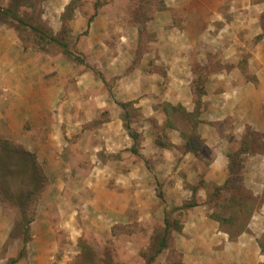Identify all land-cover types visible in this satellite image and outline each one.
Returning <instances> with one entry per match:
<instances>
[{"label": "rangeland", "instance_id": "374dc122", "mask_svg": "<svg viewBox=\"0 0 264 264\" xmlns=\"http://www.w3.org/2000/svg\"><path fill=\"white\" fill-rule=\"evenodd\" d=\"M206 1L68 0L66 3L64 0H20L18 3L17 0H0L1 8L13 9L21 19L18 22L0 14V82L12 76L13 89L15 79H19L23 85L40 83L57 95L55 110L41 114L38 113L40 110L33 111L24 106L31 101L30 97L16 99L8 96L6 91L9 88H0V160L7 156L2 150L7 141L18 150H27L34 155L41 172L37 174L41 178L36 182L30 174L26 175L31 185L41 189L29 199L28 216L37 219L45 214L41 203H45L48 189L57 186L48 175L47 166L56 172L61 164L41 162L33 151V142L42 137L47 139L48 134L69 144L66 147L59 145L61 149H71L67 154L58 153L57 157L58 160L62 158L67 167L68 176L64 180L69 193L66 197L75 208L84 200L80 196L83 186L80 184L87 170L93 168L90 174L95 183L110 180V189L117 187L115 172H119L120 182L130 168L139 174L135 181L136 195L132 199L135 205L140 203L142 207L136 208L133 215L130 210V218L123 223L101 225L95 221L93 225L92 217H85L87 211L79 208L63 211L67 213V221L78 219L79 224L77 230L70 228L65 232L59 229L57 232L63 249L73 247L79 253L73 254L72 264H113L115 260L119 264H148L164 236L166 220L172 226L167 237L168 247L152 264H196L199 259L202 264H244L246 261L248 264H264V133L247 130L246 152L240 156L239 174L234 181V187L240 188L237 195L239 205L232 202L235 188L230 191L228 187L219 195L214 194L216 187L222 188L227 183L229 171L227 180L225 178L220 185L209 179L213 175L210 166L217 152H221L218 149H223L219 147L222 146L220 142L216 144L214 135L220 134L222 126L229 121L217 122L220 127L215 122H208L217 130H211L205 137L199 133V125L207 124L199 96L204 92L201 85L207 83L205 79L209 75L237 68L238 77L246 86L252 83L258 88L261 84L260 77L264 74V0ZM107 12L110 13L109 29L102 36V32L96 33L99 28L94 32L90 26L99 14ZM77 13L86 14L89 22L87 27L75 32L71 24ZM158 20L167 23L164 36L168 42L177 35L187 42L181 52L182 58L189 59L188 66L193 75L188 86L192 92L193 112H188L182 103L165 102L153 107V115L145 116L135 107L134 101L128 99V82L123 81H126L129 69L138 64L141 66L143 55H151L149 69L161 77L155 80V84L165 90L170 82L164 64H156L159 51L150 45L158 41L159 35L145 28ZM136 29L141 45L135 52L136 60L133 57V63L128 66L127 42L132 40V32ZM198 30H207L201 43H198ZM50 36L60 39L66 47L51 41ZM228 40L234 44L239 58L236 66L227 64L224 59ZM199 53L206 56L204 62L199 60ZM119 62L124 63L122 68ZM121 103L127 106L123 108ZM174 107L180 110L175 111ZM125 118L132 131L139 134V152L133 156L135 161L126 157L129 152L133 153L134 147L133 144L129 148L127 141L134 143V140L125 129ZM111 135L116 138L117 145L107 142ZM81 139L96 141L103 148L97 154V160H93L95 162L92 157L87 162L86 156L73 152L79 151ZM161 139L164 144L159 143ZM256 158L260 160L257 162ZM4 161L0 162V169L6 171L0 170V206L11 218L12 227L9 241L0 250V264H10L19 257L23 245L22 240L12 234L21 221L12 196L24 184L22 181L14 184L9 179L19 165H6ZM101 171L107 173V179L101 178L104 176ZM224 177L222 169L219 180L224 181ZM26 184L24 192L30 189ZM123 194L120 195L121 201ZM191 204L195 206L186 207ZM54 213L48 209L45 217L58 223L60 219ZM226 218L233 219V222L219 221ZM77 221L74 220V224ZM215 235L228 237L231 252L223 253L226 243L216 242ZM76 236L77 240L71 239ZM196 249L200 250L198 259L194 257ZM26 258L27 254L22 259Z\"/></svg>", "mask_w": 264, "mask_h": 264}, {"label": "crops", "instance_id": "0c3cea01", "mask_svg": "<svg viewBox=\"0 0 264 264\" xmlns=\"http://www.w3.org/2000/svg\"><path fill=\"white\" fill-rule=\"evenodd\" d=\"M64 2L67 3L68 0H64ZM202 2L207 1L200 0V3ZM75 17L77 18L71 24L72 29H74L75 32L77 31V29L80 30V28L82 27H87L89 21L87 20L86 14L77 13L75 14ZM109 18V12L99 14L91 23L90 27L94 32H96V30L99 28L96 33L101 34L102 32L103 36V33H106L109 29L107 24L109 23L107 21ZM169 21L171 20H168V22ZM166 24V22L158 20V23L148 24V27L145 28L148 31L157 32L159 35L158 41L154 43L151 42L150 45L159 51L158 53L160 58H158V60L156 59V64H164L163 66L168 71L170 82L167 86V89H161L158 84H155V80H160L161 77L156 73H151V70L149 69V63L151 62L152 57L149 54L143 55V59H141L142 67L138 64L136 68L132 70L129 69L128 77L126 78V81H123L128 82L127 90H129V92L127 94L129 95V101H134L135 107H138L141 113L145 116L153 115L155 113L153 107L165 102L174 104L178 102L182 103L184 107H187L188 112H193L192 110L194 109V104H192L190 101L192 98V92L191 89L188 88L190 82L193 80V75L188 66L190 64V62L188 61L189 59L187 58L186 61L184 57L182 58L183 52H181L185 49V43L187 42H184V40H182V38H180L178 35L176 37H173L172 42H168L164 36L168 29V26ZM119 28H121V26ZM206 32H200L199 30L197 31L196 34L198 35V43H201L202 38H204L203 35H205ZM132 35V40L127 42V44H129L128 53H125L128 57V59L126 60V62H128V66H131V64L133 63V57H135L136 60L135 52H137V49H139V46L141 45V42H139L138 40L139 32L137 31V29L132 32ZM233 46L234 44H232L230 40L225 42L224 50L226 52V57L224 59L227 60V64L236 66L239 63V58ZM207 47L211 48V45L207 44ZM167 50L171 52L168 53ZM197 51H201V48ZM202 52L204 51L202 50ZM198 57L201 62H204L203 60L206 59V56L202 53H199ZM119 66L120 68H122L124 66V63L119 62ZM237 71L238 70L236 68L231 69V71L209 75L208 78L205 79L207 83H203L201 85V87L204 86V92L199 96V100L203 104L202 109L203 111H205V113L203 114V118H205L204 120L207 121V124L199 125V133L201 136L205 137L209 133H211V130L212 132L217 130L216 128L208 124V122H215V124L217 125V122H221V120L229 121V123H226L228 126L224 124V126H222V129L219 128L220 125H217L219 126L218 128L221 129V133L225 135V138L221 133H216V135L213 134L217 139L216 144L220 142L222 146L219 145V147H223V149H218V151L221 152H217V156H215V159L210 166L213 175H211L209 179L217 185H220V183L227 180L229 164L231 162L229 154H235L241 151L243 144H245L247 130L251 129L257 133H264V74H262L260 77L261 84L258 88H255L252 83L246 86L244 84V81L241 80L240 77H238V74L240 73H238ZM12 80L13 77L10 76L6 77L0 82L1 89L9 88V90L6 91L8 93V96H15L16 99L30 97L31 101H29L27 104L22 103V101H19V103L25 104L24 106L26 108H32L33 111L40 110V112L38 113L41 114H50L55 110L54 105L57 98L55 91H51L49 88L43 86L40 83L34 84L33 82L31 85H23L19 79H15L16 85L13 89ZM33 120H36V118L33 117ZM48 136L49 137L45 139L46 141L43 137L40 139H36V141L33 142V146L35 148L33 151L38 154L41 162L60 163L61 166L57 168L56 172L53 168L50 169L47 166L49 170L48 175L56 181L57 186L52 189H48V196L44 198L43 202L45 203H41V209L44 210L43 213L45 214H47L48 209L49 211H54V214H56L58 216V219L60 220L57 223L54 220L45 217V214H42V216L38 217L31 224V241L29 242L27 248V258L26 260H20L17 264H72L71 258L73 257V254L77 255L79 253L76 252V249L74 250L73 247L69 250L68 248L63 249L61 243L59 244L57 232L59 231V229H62V231L65 232H68L70 228H74L75 230H77L79 229V224L77 221L78 219H74L75 221H77L76 224H74V220H72L71 222L67 221V218L65 217L67 216V213L63 212L65 210L67 211L70 208H73V210H75L79 208L81 210L87 211L88 214L83 211L87 214L85 215L86 218L89 219V217H92L93 225L95 224V221L101 225H113L125 222L126 220H128V218H130V214H128L130 210H132L131 213L133 215L136 208L142 207L140 203H136L135 205L133 202V199L136 195L135 183L137 182L135 181H137L136 178H139V174L134 170V168L128 169V174L126 176H123L124 179L121 182L119 180V172H115L117 177V187L111 189L108 187L110 180H106V182L103 184L101 182L102 180H99L100 182L95 183L93 177L90 174L93 168L91 170H87V175L85 174V179L80 184H83V186H81L82 188L80 189V196L81 198L84 197V200L80 202L78 208L72 206L67 200L68 198L66 197L69 193V187L68 185H66V182L64 180L66 175L68 176L67 167L65 168V166L63 165L64 161L61 160L62 158L58 160L57 157L58 153L61 155L67 154L71 152V149H61L62 145L63 147L69 146V144L64 139L62 140L58 137L52 136V134H48ZM113 136L114 135H111V140H108L107 142H110L109 145L114 146L117 144L116 138H114ZM99 142L102 141L100 140ZM127 144L128 147L131 148L134 143L130 140L127 141ZM206 144L209 145L208 143ZM59 145L61 147H59ZM78 146L80 147V149H78L79 151L77 152L74 150L73 152L80 155L82 154L83 157L86 156L87 159L85 161L87 162L90 160V157H92V162H95L93 160H97V154L100 152V150L103 149L96 143V141H87L84 139H81L79 141ZM85 146H88L89 148ZM109 148L112 152H114L113 148ZM94 151L95 154H92ZM139 154L143 155L142 153ZM133 156L134 153L129 152L126 157L128 160L131 159V161H135V158ZM126 157L124 158L126 159ZM254 160L258 162V160L260 159L258 158L257 160L256 158ZM251 168L254 169L255 167L251 166ZM222 169L225 173V177L223 178L224 181L219 180L222 174ZM81 172L85 171L82 170ZM93 172H95V170ZM100 174L104 175L101 177L102 179H107V173L105 171H101ZM69 176H71V174H69ZM100 186L103 187L102 191ZM149 191L150 190L148 189V192ZM84 194H86L87 196ZM121 194H123L124 197L122 201L120 199ZM126 202L127 204H125ZM145 208L146 205L143 206V209ZM88 209L89 211H91L90 214ZM10 220L11 218L9 217L8 213L0 206V250L4 247V243H7L9 241L12 227V223ZM214 237L217 238L215 239L216 242L226 243L223 246V253L227 251L231 252L232 245L229 243V240L227 239L228 237L224 238L220 235H215ZM71 239L77 240V236L75 238L72 237ZM71 239H69V241H72ZM20 248L22 250L23 245ZM9 255L12 256V253H9ZM194 257L196 259L200 257L199 249H196ZM192 263L195 262L193 261ZM113 264H119L118 260L113 261ZM196 264H202L200 259L196 261ZM244 264H248V262L246 261Z\"/></svg>", "mask_w": 264, "mask_h": 264}, {"label": "trees", "instance_id": "16d2710c", "mask_svg": "<svg viewBox=\"0 0 264 264\" xmlns=\"http://www.w3.org/2000/svg\"><path fill=\"white\" fill-rule=\"evenodd\" d=\"M17 2L19 3L20 0H17ZM0 14L2 15H7L10 16L12 19L17 20L18 22H21V19L19 18V16L17 15L16 11H14L13 9H3L0 7ZM49 39L53 42L58 43L59 45H61L62 47H66V44H64L60 39H58L55 36H50ZM121 107H126V104H120ZM173 110L175 111H179L180 108L174 107ZM125 129L129 132L131 138L134 140V147L132 148V152L135 154H138V149H137V145H139V134L136 132H133L130 124L128 122V120L125 118ZM160 144H164L163 140H159ZM246 143L245 145L243 144V148L241 149L240 152H237L235 154H231L229 155L230 158V164H229V174H230V178L227 180V183L225 184L224 187L222 188H217L216 187V191H215V195L218 194L223 190L229 187L230 191L233 190L234 188V192L235 194L231 195L232 196V202H234L235 204L239 205V200L237 195L240 192V188L239 187H234V181L238 178L237 175L239 174V165H240V161H241V154L246 152ZM5 146L4 148H2V150H4L6 152V158H3L0 160V162H3V160L5 159L4 163L6 165H10L12 163L14 164H18L19 167L17 169L16 172L11 173V176H9V179H12V182H14V184L19 183L22 181V183L26 184L27 181V186H29V190L27 191H22L25 189L24 186H20V189H17V192L15 195L12 196L13 202L17 205L19 212L21 214V221L16 224L15 226V231L12 233L15 235V238L17 239H21L23 242V249L21 250V253L19 254V257L15 260H13L10 264H16L19 260H21L25 254H26V248L28 243L31 241V224L35 221V216L33 217H29L28 213H29V199L31 196H34L37 194V191L41 190L39 187H35V184L31 185V180L30 178L35 179L36 181L40 180V176H38L37 174H41V172L38 171V166L35 163V156L32 155L30 152H28L27 150H23L20 149L18 150V148H16L15 146L11 144H9V142L5 141V143L2 145ZM3 153V152H2ZM19 154V156H18ZM21 154V155H20ZM18 158V159H17ZM2 172H6L5 170L0 169ZM30 174V178L26 175ZM1 175V174H0ZM237 177V178H236ZM27 179V180H25ZM24 180V181H23ZM29 182V183H28ZM11 184V183H10ZM13 185V184H12ZM34 185V186H33ZM38 191V192H39ZM233 192V193H234ZM160 197L162 198L163 196L160 195ZM195 206V204H191V205H187V208L193 207ZM219 221H223V222H233V219H228L226 218L225 220L223 219H219ZM17 227V228H16ZM172 226L170 225V223L168 222V220L165 221V231H164V236L161 239V241L159 242V246H158V250H156V252L154 253L153 256H151L148 259V264H152L156 258L157 255H159L161 252H163L167 247H168V243H167V237L168 234L170 232V228ZM239 236V235H238ZM235 238V237H234ZM235 240V239H234Z\"/></svg>", "mask_w": 264, "mask_h": 264}]
</instances>
